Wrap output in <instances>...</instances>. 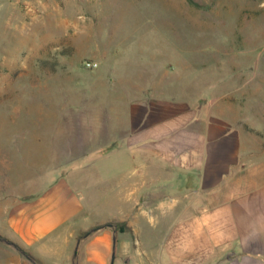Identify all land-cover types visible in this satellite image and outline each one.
<instances>
[{"label": "rangeland", "instance_id": "rangeland-1", "mask_svg": "<svg viewBox=\"0 0 264 264\" xmlns=\"http://www.w3.org/2000/svg\"><path fill=\"white\" fill-rule=\"evenodd\" d=\"M174 113L223 115L264 149V0H0V187L7 177L12 195L119 145L127 120ZM94 195L113 200L106 185Z\"/></svg>", "mask_w": 264, "mask_h": 264}, {"label": "crops", "instance_id": "crops-1", "mask_svg": "<svg viewBox=\"0 0 264 264\" xmlns=\"http://www.w3.org/2000/svg\"><path fill=\"white\" fill-rule=\"evenodd\" d=\"M184 117L127 120L119 145L40 176L35 193L12 195L5 177L0 264H264V149L223 115Z\"/></svg>", "mask_w": 264, "mask_h": 264}, {"label": "trees", "instance_id": "trees-1", "mask_svg": "<svg viewBox=\"0 0 264 264\" xmlns=\"http://www.w3.org/2000/svg\"><path fill=\"white\" fill-rule=\"evenodd\" d=\"M115 228L116 230L121 232H132L131 229L125 223L122 222L115 223Z\"/></svg>", "mask_w": 264, "mask_h": 264}, {"label": "water", "instance_id": "water-1", "mask_svg": "<svg viewBox=\"0 0 264 264\" xmlns=\"http://www.w3.org/2000/svg\"><path fill=\"white\" fill-rule=\"evenodd\" d=\"M108 226H110V227H111V226H112V224H108ZM5 242H6V243H8V244H10V242H9V241H7V240H5ZM114 260H115V254H113V255H112V257H111V263H110V264H114Z\"/></svg>", "mask_w": 264, "mask_h": 264}]
</instances>
